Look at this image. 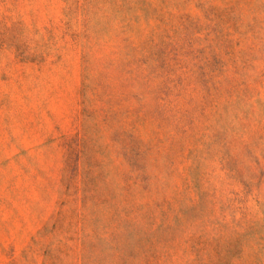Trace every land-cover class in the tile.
Wrapping results in <instances>:
<instances>
[{
	"label": "rangeland",
	"instance_id": "1",
	"mask_svg": "<svg viewBox=\"0 0 264 264\" xmlns=\"http://www.w3.org/2000/svg\"><path fill=\"white\" fill-rule=\"evenodd\" d=\"M0 264H264V0H0Z\"/></svg>",
	"mask_w": 264,
	"mask_h": 264
}]
</instances>
